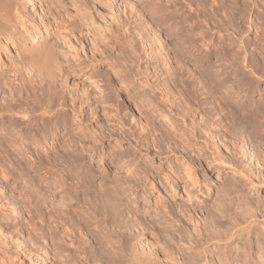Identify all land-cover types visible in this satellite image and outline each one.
<instances>
[{"label": "rangeland", "instance_id": "obj_1", "mask_svg": "<svg viewBox=\"0 0 264 264\" xmlns=\"http://www.w3.org/2000/svg\"><path fill=\"white\" fill-rule=\"evenodd\" d=\"M201 1L18 0L20 6L22 5L26 17L24 20V25H26L28 28L33 27L39 29L42 34L51 35L53 37L54 43H56V45L58 46L56 48L58 62L54 68L55 83L53 84H51L52 82H49V79L41 76V74L37 75L36 73H33L26 68H21L18 66L16 68H12L11 71L8 72L6 76L7 79H0V105L2 103V105L0 106V119L1 117H3V115L5 119H1L4 123H2V125L0 124V134H4L3 132H6V129L16 128L17 130L15 132H18L17 140H19L20 134H22L24 131L26 138L28 140L31 138L30 140H32V143L29 140L31 144L26 147H20V140L19 142L16 140V144L19 146L13 150L12 158L14 159V161L12 165L13 167H11L10 170V174L8 173L9 167L6 164V159L8 158H6L5 156H2V158H0V162L2 163L3 161L2 164L6 166V177H1L0 175V191H2L0 193L4 195L2 196L0 194L2 197L0 206H2L1 208H3H0V213H6V211L7 213H19V216L17 214L16 215L18 217V221H20L19 223L21 225H24L23 227H27L28 220H34L35 222L39 221L38 217H36V213H45L44 215L46 217V221H49L51 217H53L50 220L51 225L54 223H56L55 225H57L59 221L62 222L61 216L63 213H68V216H74L73 218L78 217L76 219V223H78L76 224V228L79 229L76 230L77 233H79L78 237H81L80 241L78 239L77 241L72 243L68 240H64L66 243L64 247H67L66 252H69V258L65 259L67 264H129V257L134 256L135 259L136 257L138 259L140 253H142V232L143 226L145 225L144 222H147V224L149 223L147 226V228L149 229V234L154 236L155 232V234L159 235L156 236L164 240L165 236L162 233V229L164 228L163 226L166 225L163 223H152L153 216H155L157 213H159L158 215H160L161 213L160 216H162L163 213V216L165 218H171L170 216L172 213H178V211L179 213H186L187 205L182 199H180V195H182L184 190V184H182V181L177 185L176 182L175 184H172L175 179L172 169L174 166L173 158L175 157V160L177 158L178 162H180V160H182L180 157L181 154L179 153L178 155L177 153L174 155V153L171 152H167V154H165V147L162 145L160 146V144L158 145L159 148H156L157 150L159 149V151L157 152L154 149V146H149V148L148 146L142 145L140 152L137 149V147L140 146V138L142 139L139 133H142L141 128L146 123L144 121L148 122V120L150 119L148 123H155L156 126L157 124L159 126L162 125L161 128L164 127L163 124L166 123L163 115L159 113L161 110L166 112V104L164 102H161L160 107L162 108L157 109L158 112H156L157 110L152 107V105L155 104V102L157 103L159 100L158 89L157 87L153 86L159 85L158 87H164L166 83V85L168 86L167 88H170L173 85V81L176 82L173 86H176V84L181 85L185 82H187L185 84H189L190 82H192V80V84L196 83L195 86H198V84L202 83L206 79L207 81L205 80L202 84H200V86L208 85L207 87L209 88L220 89L219 86L222 83L221 86H223L224 84L225 87H221V92H219V90L217 92L219 96L221 95V97L219 98V96H216L215 92L214 97H212V99L210 98L211 100H209L208 98L207 102L205 103L207 105H205V108H207L208 110L210 109L209 111L213 109V112H216L217 109L220 111L221 108L222 110H224L226 107L223 106H228L227 108L231 107V109H236L248 102L249 103L248 105L246 104L245 108H253L252 104L254 105L256 101L258 102V99L264 100V2L263 4L258 3L259 7L256 5V7L253 6L251 9L246 8L245 10L242 9L243 11H239V9H234L235 7L232 3V0H219V3L222 5V12L220 13L222 17V25H220V29L221 31L224 30L221 33L220 40L221 43H223H220L221 45L219 46V48L223 47L221 51L219 49L217 50V46L214 47L217 42L214 36H212V38H209L210 41L207 39L208 36L206 35V33H204L205 25L203 22V18L200 17V15L202 16V14H196L198 8L197 5H199V3L200 5H203V1L207 2L208 0ZM194 3L195 7H193ZM207 3H210V1H208ZM225 8L227 9L225 10ZM224 11L226 12L224 13ZM183 19H185L186 21ZM69 21L71 22V24H68ZM62 22H65L67 24L63 26L61 24ZM196 30H198V32ZM186 31L188 35L186 34ZM193 34L195 37L193 36ZM186 35L187 37L191 35V37H193V39H191L194 40V42H190L191 44H188L189 42L187 40H190V37L187 39ZM179 37L181 39L179 41L182 44H180V42L178 41ZM184 37L186 38L184 39ZM21 38L22 37H20V35L17 36L18 41H20ZM196 38L197 40L199 39L198 42ZM145 40H147L148 42L156 43V45L154 44L155 46L152 47L153 50L151 49L152 52H157V54H155L156 52L154 53L155 61L151 60V58H149V56L147 55L150 50L145 44ZM207 42L210 44L208 45ZM176 43L177 46H175ZM184 43L187 44L185 45ZM8 46L11 47V44H9ZM159 46H161L160 49L158 48ZM180 46H183L182 48L184 49L188 46L187 49H190H185L186 51H188V53L184 49L179 48ZM204 48L208 49L204 51ZM166 49L167 52H165ZM168 49H171L172 52ZM173 50L176 52H173ZM180 50H183L184 53ZM201 50H203L204 52ZM211 50L218 52H212ZM189 51H191L192 53H190ZM178 52L179 54H177ZM207 53L212 54L208 55ZM165 54L167 55L165 56ZM159 55H162L160 56L162 59L164 56V60H162L161 58L159 60ZM174 55H177L176 58ZM14 56L15 53L13 52V57ZM6 59L7 58L5 56H2L0 58V67L1 64L7 62ZM165 60L169 63H166ZM114 61L118 63L116 64ZM156 61L157 63L155 64ZM161 61L162 65L160 64ZM148 62L151 64H149ZM152 63H154L155 65H152ZM164 63H166L167 65L170 64L167 68L168 70L171 68H175L176 70L171 69L174 72H168V70L166 69L167 65H165ZM114 64L116 65L114 66ZM10 66L13 67L14 64H11ZM109 66H111L113 69H111ZM156 66H158L159 68L155 70ZM160 67H162V69L165 68L164 72L162 71V69H160ZM209 69L211 71L210 74L208 73ZM180 70H183L184 73L183 71L180 72ZM176 71L179 72L177 73L178 75L176 74V76L181 77V79L179 80H181L182 83L179 82L180 84H178L177 82L179 80L175 79L176 77L172 78L173 76H175L174 73ZM156 72H161V74H156ZM162 72L163 74L166 73L165 75H168H162ZM212 72L217 73L214 74ZM171 73H173L174 75L171 76ZM59 74L63 75V79L59 77ZM181 74H183V76ZM186 74H188L189 79L186 78L187 76L184 78ZM204 74L205 79H203L202 77V75L204 76ZM212 74L217 78V80L216 78L214 79V76H212ZM161 75L165 77L160 78L162 77ZM190 75H192L193 77L191 78ZM168 77L171 78L168 79ZM183 78L186 81H184ZM171 79L175 80L172 81ZM162 80H164V82ZM214 81H217V83H214ZM218 81L221 82L218 83ZM211 82L213 84H210V87L209 83ZM161 84L164 86H161ZM229 87L230 89H228ZM154 88L157 92H152ZM223 89L225 90V92L223 91ZM245 89L247 92L245 91ZM70 91H72V95L76 93L79 95V97L82 96L81 98L78 97L80 100L74 101L73 98L72 100L70 97L71 95L69 96V94H71ZM234 91L236 92L235 94ZM245 92L246 94L248 92L249 93L246 95ZM45 94L49 95L48 98L51 99V103L55 104V100L61 98V100H63H58L56 104L59 102H61L60 105H62L63 103L64 104L63 107L58 106V108L56 104L53 105L54 110H52V116H50L51 118L43 121L45 120L44 117L46 115L42 113L38 115L40 111L37 108L36 109L38 111H36L34 107L36 104L30 105V102L32 101L33 103H35V101L37 102V100L42 99L44 96H48ZM199 95V93H197V95H193L195 98L190 96L189 102L191 103V105L196 102L193 101L194 99L202 100V98H204V96L201 97V95ZM222 95L224 99L222 98ZM224 95L226 97H224ZM215 96L218 105H221V103H223L221 106L219 105L220 107H216L217 102H210L212 100H215L213 99L215 98ZM228 96H230L229 98L233 102L228 99ZM232 97H236L237 99L235 98V100ZM17 98L20 99L18 100ZM86 98L87 101L83 102V100H86ZM81 100L84 104L80 102ZM71 101H74L75 103ZM78 101L80 102V104L82 103V106L79 105ZM236 101L239 104H237ZM207 103L209 105L211 104V106H209ZM8 104L11 105L9 106ZM262 104H259V106H261ZM163 105L166 108L165 110L163 109ZM6 106L7 108H9L7 109ZM55 106L58 110L60 107L61 111L56 110ZM74 106H79L80 111L78 112L77 110H75L77 112L75 113L73 110L75 109ZM213 106L215 107L213 108ZM262 106L260 108H262ZM10 107H12L14 110L12 111ZM31 107L33 109H31ZM151 108L153 112L151 111ZM3 109H7V111L11 110L13 114L12 112L11 114L9 112H6L9 115L8 116L3 111ZM71 109L73 110V112ZM226 109L224 110V113L225 111L227 113L231 112V109ZM2 111L3 114L1 113ZM14 111H16L17 113ZM196 111L197 112L194 111L195 113L193 112L194 116H192L191 118L187 117L188 119L185 118V120L182 119L183 117L180 118L181 115L175 116L176 118L173 117L172 119L175 118L173 120L174 124H179L180 126L178 125L177 127L178 129H180L184 127L183 124L185 122L187 124H190L191 122H193L194 124L198 123L200 118L198 116H200V112H198V110ZM18 113L20 114L17 115ZM24 114L26 115V117ZM53 114H55L56 116ZM165 114L169 115L167 112ZM21 116H23V118L25 117V119L20 118ZM27 116L31 119L28 118V120ZM53 116L54 118H52ZM5 117L14 119L12 121V119L9 120ZM229 117H231V115ZM17 118L18 121L15 120ZM41 118L43 119L40 122ZM147 118L148 120H146ZM229 119H225L227 122H225V120L221 121L220 125L228 123ZM26 120L28 122L31 121L34 124L32 125L30 122V124L27 125ZM175 120L177 123L175 122ZM6 121L8 122L6 123ZM14 121H17V124L13 123ZM213 122L215 126L219 121L216 123L215 119H213L212 123ZM6 124L11 125H7L6 128V126H4ZM140 124H142L141 128H139ZM3 126L5 127V130ZM12 126H15V128ZM28 126L30 129H28ZM40 126L42 127L40 128ZM23 127H25V129ZM168 127V124H166L165 128ZM127 128L129 130H127ZM37 129H39L38 131H40V129L41 131L42 129H44V131H42L41 133V131L38 132ZM201 130L203 132L205 130L204 127L201 126ZM132 131L136 132L138 135L134 136L133 134L135 133ZM152 131L153 130L149 131V134L151 132V134L155 135V133ZM34 132H36L37 134H35ZM234 132L235 131H233L232 129L233 134ZM198 133L199 131L197 132V135L201 134ZM210 133L212 136L217 137L213 138V141H215L214 143H216L218 139L217 133L214 132V130L212 132L210 131ZM149 134V137L147 136L148 141L150 140L151 136H153ZM233 134L231 135V133L229 132L226 134L227 136H229H225L227 139L225 138V142H223L224 147H222L223 144L221 145L220 141H217L216 143V146L219 147V153L221 152L220 154H222L223 158H227L226 162H228L230 166L232 165L231 167L228 166L227 168L224 166H219L216 168H211L205 163V161L201 163V161L199 160L201 164L196 165L197 169L192 168L194 169V175L192 177L197 180L199 186L197 187L198 189H196L195 186L193 188L195 191L192 190L193 192H191L193 193V206L191 209L193 211H190V213H195L197 219L194 218V221L192 223H195H190L189 228H194L196 230L199 229V227H202L203 218L206 217L205 219L208 220L209 227L211 226V233L217 239L226 238V240H224L226 244L224 252L221 254L216 253V258L225 255L227 258H229V260L234 261L236 264H256L258 248L256 245L250 244L247 238L248 235H250L251 237L257 235V237L261 241V245H263L264 247V186H262L264 185V159H256L255 157H253L251 148H249L250 146H248L249 143H247L246 140L243 139L244 141L242 142L244 144L239 143V145H242L239 146L241 147V150L239 149L241 152L239 151V154L237 153L236 158L238 159L232 161V159L229 158L228 160V155L232 151V147H235V138ZM136 136H138L137 139ZM232 136L234 139L232 138ZM151 139L156 143L155 146L157 147V138L155 139V137H152ZM134 141L136 142L137 146ZM218 142H220V144ZM158 143L161 142L158 141ZM196 144L197 146H199L201 143L199 142ZM160 147L164 150H161ZM143 149H148V152H146L145 150L143 151ZM161 151H164V153L161 154ZM144 152L147 154H144ZM190 153L192 155H195L193 149H191ZM165 157H169L170 160L166 161ZM143 161H145L146 164L149 163L153 166L145 169V162ZM168 163H171L169 164L170 166L168 165ZM159 166H161V168H159ZM130 167L133 170H131ZM12 168L14 171L12 170ZM158 168L160 170H158ZM146 170L148 171L147 175ZM154 173L156 174V176ZM244 176L247 177V180ZM249 177H251V181L255 183L250 182L248 179ZM168 181L169 183H171L170 185L168 184ZM244 181H246V183ZM102 184L107 185L104 186ZM109 184H112L111 186L114 188L109 187ZM101 186L104 187L102 188ZM107 186L112 189L111 192L118 193L117 196L115 195V193V196L113 195L114 201L116 199L117 200L115 203H113L114 208H116L112 211L108 209L109 204H105L108 201L106 194H103V192L104 188ZM169 186H171V188ZM100 188L101 190H103V192L100 191ZM101 194H103L104 196ZM63 195L67 196L71 200L68 199L64 201V199L62 198ZM72 200L74 201V203H72ZM70 205L74 206L70 207ZM190 207L191 206H189V208ZM169 208H171V210L173 211L171 212ZM174 208L178 210L174 211ZM34 216L36 219L34 218ZM49 216L50 219L48 218ZM52 220H55L56 222L53 221V223ZM196 220L198 223L196 222ZM2 221L8 224L5 219ZM68 223L69 221L64 219V227H61L60 225L58 226L59 232H61V230L65 228V225H67L68 227ZM250 225L252 226L251 228ZM40 226L43 229H46L48 226H50V223L41 224ZM10 229L11 228L7 229L5 232H11ZM8 232L6 236L10 238ZM124 235L125 239H122V237L124 238ZM86 238L90 241V245H88L89 247L87 249H84V242L82 239ZM118 241L120 243H118ZM111 242L113 248H116V251H113L109 248V246L111 247ZM89 243L87 241V244ZM118 244H120V246ZM141 246L142 248L140 249ZM72 247H74L75 250H72ZM121 248H123L122 251ZM106 251L110 252L108 253ZM107 253L109 254L108 256ZM112 260H114L115 262H113ZM66 262H64L63 264H66ZM25 264H29V262L26 261ZM33 264L38 263L34 261Z\"/></svg>", "mask_w": 264, "mask_h": 264}, {"label": "bare ground", "instance_id": "obj_2", "mask_svg": "<svg viewBox=\"0 0 264 264\" xmlns=\"http://www.w3.org/2000/svg\"><path fill=\"white\" fill-rule=\"evenodd\" d=\"M197 1H201V0H197ZM208 1H210V3H207ZM207 2L206 1H203L204 3H203V5H200V3H199V5H197V11H196V14H202V16L200 15V17H202L203 18V22H204V25H205V32L204 33H206V35L208 36V40H209V38H212V36H214L215 38H216V40H217V42H216V44L214 45V43H213V45H214V47L215 46H217V50L219 49V50H221L223 47H221V48H219V46L223 43H221V33H222V31H224V30H222L221 31V27H220V25H222L221 24V22H222V17H221V15H220V13L222 12V5L219 3V0H208ZM221 1V0H220ZM233 1V2H232ZM231 2L234 4V9H239V11L241 10V11H243V10H245L246 8L248 9H251L253 6H255L256 7V5L258 6L259 4L258 3H260V4H263V2H264V0H232ZM202 2V1H201ZM227 3V2H226ZM231 3V4H232ZM229 6V5H228ZM24 7V6H23ZM193 7H195V3H194V6ZM227 7V6H226ZM259 7V6H258ZM264 7V6H263ZM223 8H224V6H223ZM229 8V7H228ZM191 9V8H190ZM227 8H225V10H226ZM233 9V8H232ZM231 9V10H232ZM243 9V10H242ZM154 10V9H153ZM152 10V11H153ZM195 10H196V8H195ZM229 10V9H228ZM192 11V10H191ZM230 11V10H229ZM246 11H248V10H246ZM250 11V10H249ZM226 11H224V13H225ZM255 12V11H254ZM230 13V12H229ZM227 14V13H226ZM258 14H260V13H258ZM236 15V14H235ZM186 16V15H185ZM244 16V15H243ZM195 17V16H194ZM226 17V16H225ZM228 17V16H227ZM237 17V16H236ZM240 17V16H239ZM252 17V16H251ZM25 13H24V11H23V8H22V5L20 6V4L18 3V0H0V58L2 57V56H5L7 59V62L6 63H3V64H1V69H0V79H4V78H6V76H7V74H8V72H10L11 71V69L12 68H16L17 66L18 67H21V68H26V69H28L29 71H32L33 73H36L37 75H40L41 74V76H44V77H46L47 79H49L48 81L51 83V84H53V83H55V72H54V68H55V66L57 65V62H58V55H57V52H56V48L58 47L57 45H56V43H54V40H53V37L51 36V35H44V34H42L40 31H39V29H36V28H28L26 25H24L25 23H24V20H25ZM191 18V17H190ZM196 18H198V17H196ZM245 18H247V17H245ZM258 18V17H257ZM262 19H263V17H262ZM261 19V20H262ZM183 20H185V19H183ZM228 20V19H227ZM243 20V19H242ZM245 20V19H244ZM258 20V19H257ZM186 21V20H185ZM226 21V20H225ZM247 21H248V19H247ZM252 21V20H251ZM263 21V20H262ZM230 22V21H229ZM256 22V21H255ZM251 23V22H250ZM63 26H65L67 23H65V22H62L61 23ZM68 24H71V22L69 21V23ZM248 24V23H247ZM258 24H259V22H258ZM73 25V24H72ZM233 25V24H232ZM252 25H254V24H252ZM256 25V24H255ZM261 25H263V24H261ZM74 26V25H73ZM188 26H189V24H188ZM199 26V25H198ZM226 26V25H225ZM224 26V27H225ZM228 27V26H227ZM257 27V26H256ZM255 27V28H256ZM259 27V26H258ZM124 28V27H123ZM183 28V27H182ZM197 28V27H196ZM126 29V28H125ZM186 29V28H185ZM192 29H194V28H192ZM45 30H47V29H45ZM190 30V29H189ZM191 31V30H190ZM197 32H198V30H196ZM195 31V32H196ZM201 31V30H200ZM125 32V31H124ZM173 32V31H172ZM175 32H177V31H175ZM203 32H201V33H203ZM171 34H173V33H171ZM176 34V33H175ZM186 34L188 35V33H187V31H186ZM18 35H20V37H22L21 38V40L20 41H18L17 40V36ZM184 35V34H183ZM182 35V36H183ZM187 35H186V37H187ZM205 35V34H204ZM185 36V35H184ZM193 36H194V34H193ZM197 36H199V35H197ZM206 36V37H207ZM181 37V36H180ZM180 37H179V39H178V41L179 40H181L180 39ZM186 37H184V39L186 38ZM190 37V38H189ZM189 37H187V39L189 38L190 40H187L189 43L188 44H191L192 42H194V40H192L193 39V37H191V35H189ZM195 37V36H194ZM201 37V36H200ZM223 37V36H222ZM142 38V37H141ZM183 38V37H182ZM192 38V39H191ZM144 39V38H143ZM142 39V40H143ZM156 39V38H155ZM195 39V38H194ZM196 40H197V38H196ZM195 40V41H196ZM199 40V39H198ZM198 40H197V42H198ZM224 40V39H223ZM144 41V40H143ZM157 41H158V39H157ZM182 41H184V40H182ZM200 41H202V40H200ZM210 41V40H209ZM162 42V41H161ZM180 42V41H179ZM184 42H186V41H184ZM191 42V43H190ZM208 43V42H207ZM206 43V44H207ZM221 43V44H220ZM9 44H11V47H9L8 45ZM145 44L148 46V48H149V52L147 53V55L149 56V58H151V60H153V61H155V54H157V52L155 53V52H152V47L153 46H155L156 45V43H154V42H148L147 40H145ZM155 44V45H154ZM158 44V43H157ZM180 44H182L181 42H180ZM185 44V43H184ZM187 44V43H186ZM185 44V45H186ZM194 44V43H193ZM200 44V43H199ZM210 43H208V45H209ZM160 45V44H159ZM158 46V45H157ZM175 46H177V43L175 44ZM184 46V45H183ZM182 46V47H183ZM207 46V45H206ZM205 46V47H206ZM181 46L179 47V48H181V49H184V48H182ZM185 47V46H184ZM188 47V46H187ZM187 47L185 48V49H187ZM191 47V46H190ZM240 47V46H239ZM159 49L161 48V46H159L158 47ZM157 48V49H158ZM177 48V47H176ZM178 48V49H179ZM152 49V50H151ZM154 49H155V47H154ZM156 49V50H157ZM158 49V50H159ZM162 49H163V47H162ZM165 49V48H164ZM184 49V50H185ZM188 49H190V48H188ZM187 49V50H188ZM208 48H204V51H206ZM213 49V48H212ZM169 50V49H168ZM171 50V49H170ZM169 50V51H170ZM176 50V49H175ZM224 50V49H223ZM237 50V49H236ZM165 51V50H164ZM181 51V50H180ZM186 51V50H185ZM201 51H203V50H201ZM203 51V52H204ZM209 51V50H208ZM212 51V50H211ZM214 51V50H213ZM212 51V52H213ZM222 51V50H221ZM220 51V52H221ZM225 51H226V49H225ZM13 52L15 53V56L13 57ZM160 52H161V50H160ZM165 52H167V49H166V51ZM171 52H172V50H171ZM173 52H176V51H174L173 50ZM181 52H183V50L181 51ZM187 53H188V51H186ZM190 53H192L191 51H189ZM214 52H218V51H214ZM155 53V54H154ZM159 53V52H158ZM164 53V52H163ZM169 53V52H168ZM167 53V54H168ZM184 53V52H183ZM183 53H182V55H183ZM206 53V52H205ZM167 54H165V56L167 55ZM174 54V53H173ZM177 54H179V52L177 53ZM199 54V53H198ZM197 54V55H198ZM204 54V53H203ZM208 54V53H207ZM210 54V53H209ZM208 54V55H209ZM212 54V53H211ZM210 54V55H211ZM218 54H220V53H218ZM185 55H186V53H185ZM193 55H194V53H193ZM158 56V55H157ZM160 56H162V55H159V60H160ZM175 56V58H176V56L177 55H174ZM200 56H201V54H200ZM205 56V55H204ZM203 57V56H202ZM208 57V56H207ZM211 57V56H210ZM148 58V59H149ZM174 58V57H173ZM147 59V60H148ZM157 59V58H156ZM162 59V58H161ZM167 59V58H166ZM169 59H171V58H169ZM203 59V58H202ZM112 60V59H111ZM150 60V61H151ZM162 60H164V56H163V59ZM178 60V59H177ZM197 60V59H196ZM205 61V60H204ZM206 61H207V59H206ZM115 62V61H114ZM160 62V61H159ZM164 62V61H163ZM165 62H166V60H165ZM112 63V62H111ZM116 64L118 63V62H115ZM149 63V62H148ZM157 63V61L155 62V64ZM166 63H169V62H166ZM166 63H164L165 65H167ZM179 63H180V61H179ZM208 63V62H207ZM11 64H14V66L12 67V66H10ZM116 64H114V66L116 65ZM149 64H151V63H149ZM154 63H152V65H155ZM161 65H162V61H161V63H160ZM120 65V64H119ZM151 65V66H152ZM158 65V64H157ZM170 65V64H169ZM169 65H167V67H166V69L168 68V66ZM179 65V64H178ZM111 69H113L111 66H109ZM118 67V66H117ZM154 67V66H153ZM157 67V68H156ZM155 67V70L156 69H158L159 67L158 66H156ZM181 67H182V65H181ZM250 67V66H249ZM170 68V67H169ZM154 69V68H153ZM160 69H162V67H160ZM165 69V68H164ZM164 69H162V71L164 72ZM171 69H174V70H176L175 68H171ZM171 69H167L168 70V72L169 71H172ZM182 69V68H181ZM184 69V68H183ZM154 70V71H155ZM192 70V69H191ZM158 71V70H157ZM160 71V70H159ZM179 71V70H178ZM178 71H176L174 74H175V76H173L174 74L173 73H171V76H173L172 78H174V77H176L175 79H181V77H179V76H176V74L177 73H179ZM181 71H183V70H180V72ZM200 71V70H199ZM209 71H210V69H209ZM208 71V73L210 74L211 73V71L209 72ZM212 71H213V69H212ZM218 71V70H217ZM63 72H65V71H63ZM163 72H162V75H165L166 73H164L163 74ZM165 72H167V71H165ZM172 72H174V71H172ZM207 72V71H206ZM158 73H160L161 74V72H156V74H158ZM183 73H184V71H183ZM207 73V74H208ZM212 73H214V72H212ZM217 72H215L214 74H216ZM64 74V73H63ZM154 74V73H153ZM156 74H155V76H156ZM159 74V75H160ZM190 74V73H189ZM208 74V75H209ZM218 74H220V73H218ZM161 75V76H162ZM168 75V74H167ZM167 75H165V76H167ZM178 75V74H177ZM182 76H183V74H181ZM207 75V76H208ZM63 75H60L59 74V77H61L62 79H63V77H62ZM165 76H162V77H160V78H163V77H165ZM187 76V77H186ZM212 76H214L213 74H212ZM217 76H219V75H217ZM179 77V78H178ZM188 78V74H186L185 76H184V78ZM190 77L192 78L193 76L192 75H190ZM195 77V76H194ZM201 77V76H200ZM202 77H203V79H205V74H204V76L202 75ZM159 78V79H160ZM171 78V77H170ZM169 77H168V79H170ZM183 78V80L184 81H186L185 79ZM207 78V77H206ZM209 78H211V77H209ZM213 78V77H212ZM216 77L214 76V79H215ZM7 79V78H6ZM92 79V78H91ZM175 79H173V80H175ZM189 79V78H188ZM188 79H187V81H188ZM202 79V80H203ZM220 79V78H219ZM13 80V79H12ZM147 80V79H146ZM172 80V79H171ZM172 80V81H173ZM196 80V79H195ZM198 80V79H197ZM206 80V79H205ZM204 80V81H205ZM216 80H217V78H216ZM59 81H60V79H59ZM158 81V80H157ZM161 81V80H160ZM163 82H164V80H162ZM177 81V80H176ZM203 81V82H204ZM207 81V80H206ZM11 82V81H10ZM10 82H8V83H10ZM13 82V81H12ZM166 82V81H165ZM178 82V84H180V83H182L181 82V80H179V81H177ZM180 82V83H179ZM192 82H193V80H192ZM192 82H190L189 84H185V83H187V82H185L184 84H181V85H177L176 84V86H173L176 82H174L173 81V85L170 87V88H167L168 86L166 85V83H165V86L164 85H162L161 84V86H164V87H158L157 85L156 86H153V87H157V89H158V93H159V95H158V98H159V100H158V102L156 103L155 102V104H153L154 103V101H153V105H152V107L154 108V109H160V108H162V107H160V105H161V102H164L165 104H166V106H167V109L164 107V105H163V109L169 114V115H167V114H165L166 112H164V111H160L159 113L160 114H162L163 115V118H164V120L166 121V123L165 124H163L164 125V127H162L161 128V126L162 125H158L157 124V126L155 125V123L154 124H150V123H148L149 122V120H148V118L146 119V120H148V122L147 121H144V122H146L144 125H143V127L141 128V125L142 124H140V126H139V128H141L142 130V133H139L140 135H141V137H142V139L140 138V141H139V144H140V146L139 147H137V149H138V151L140 152L141 151V148H142V145H144V146H154V147H151V148H154L155 150H156V152L157 151H159V149L157 150L156 148H159L158 147V145L160 144V146L162 145V146H164L165 148V150L164 149H161V147H160V149L161 150H164L166 153L165 154H167V152H171V153H174V155L175 154H177L178 153V155H179V153L181 154L180 155V157H181V159L182 160H180V162H178V159L176 158V160H175V157L173 158L174 159V166H173V173H174V181H173V183L172 184H175V182H176V185L177 184H180L181 183V181L183 182L182 184H184V190H183V193H182V195H180V199H182L183 201H184V203L187 205V208H186V213H179V211H178V213H170L171 214V218H165L164 216H163V213H162V216H160L161 215V213H160V215H158L159 213H157L155 216H153V218H152V223H163V224H165L166 226H163L161 229H162V233L164 234V236H165V239L163 240V239H161L160 237H158L159 235L158 234H155V232H154V236L153 235H151V234H149L148 233V231H149V229L147 228V226H148V224H147V222H144V226H143V232H142V239H143V243H142V246H143V249L141 250L142 251V253H140V255H139V258L137 259V257H136V259L134 258V256H132V257H129V260H130V263L129 264H236L234 261H232V260H229V258H227L225 255H223L222 257H218V258H216L215 257V254L217 253H223L224 252V249H225V247H226V244H225V241L224 240H226V238L225 239H217L211 232H212V230L210 229L211 228V226L209 227V222H208V220L207 219H205V218H203V220H202V227H199V229H191V228H189V225H190V223H192L193 221H194V218H196L197 219V217L195 216V213H190V211L192 212L193 210H191L192 209V206H193V204H192V198H193V193H191V192H193L192 190H194L193 188L196 186V189H198L197 187L199 186L198 185V182H197V180L194 178V177H192L194 174H193V170L194 169H192V168H196V165H199V164H201L202 162H204L205 161V163L209 166V167H213V168H216V167H219V166H224V167H227L228 168V166H230L229 165V163L228 162H226V160H227V158L225 159V158H223V156H222V154H220L219 153V151H218V148L219 147H217L216 146V143H217V141H220L221 142V145L223 144V142H225V138L226 137H228L226 134L229 132V133H231V135L233 134L232 133V129H233V131H235L234 132V138H235V147H232V151L229 153V157H228V160H229V158L230 159H232V161L233 160H235V159H238V158H236L237 157V153L241 150L240 148L241 147H239L240 145H242V144H240L239 145V143H243L242 141H244L243 139H245L246 140V142L247 143H249V145L248 144H246V145H248V146H250L249 148H251V151H252V156L253 157H255L256 159H258V158H260V159H264V100H261V99H258V102L256 103H254V105L252 104V106H253V108H251L250 106V108H245V106H246V104L248 105V103H246L245 105L243 104V105H239L240 107H238V108H236V109H231V107L230 108H227L228 106H223V107H226L225 109L226 110H228V109H231V112H226L225 111V113H224V110H222V108H221V110L223 111H219L218 109L216 110V112H213V109H211V111H209L207 108H205V103L207 102V99L209 98V100H211L212 99V97H214V94H215V92H216V96H219L218 95V90H219V92H221V90H222V88L221 87H223L224 86V84H223V86H221V84H220V89H217V88H215V89H212V88H209V87H207L206 85L205 86H203V85H201L200 86V84H202V83H200V84H198V86H200V87H198L197 85V87L195 86V84H192ZM200 82V81H199ZM209 82V81H208ZM217 83V81H214V83ZM221 82V81H220ZM219 81H218V83H220ZM14 83V82H13ZM148 83V82H147ZM162 83V82H161ZM198 83V82H197ZM205 83H207V82H205ZM204 83V84H205ZM153 84V83H152ZM151 84V85H152ZM157 84V83H156ZM190 84H192V85H194V86H192V85H190ZM210 84H213L212 82L211 83H209V85ZM6 85V84H5ZM9 85H11V84H9ZM216 85V84H215ZM214 85V86H215ZM169 86H170V84H169ZM213 86V85H212ZM241 86V85H240ZM1 87V86H0ZM8 87V86H7ZM12 87V86H11ZM135 87V86H134ZM153 87H152V89H153ZM210 87H211V85H210ZM218 87V88H219ZM225 87V86H224ZM223 87V88H224ZM226 87H228V86H226ZM239 87V86H238ZM251 87V86H250ZM144 88V87H143ZM245 88H246V85H245ZM2 89V88H1ZM151 89V90H152ZM228 89H230V87L228 88ZM240 89V88H239ZM251 89V88H250ZM7 90H8V88H7ZM138 90H139V88H138ZM248 90H249V87H248ZM253 90V89H252ZM73 91V90H72ZM72 91H70L71 92V94H69V96L71 97V99L73 98L74 99V101H77V100H80L79 98H81L82 96H80L79 97V95L78 94H76V93H74L73 95H72ZM153 91H156V89L154 88V90H152V92ZM223 91L225 92V90L223 89ZM222 91V92H223ZM227 91V90H226ZM229 91V90H228ZM242 91V90H241ZM245 91H246V89H245ZM146 92V91H145ZM157 92V91H156ZM223 92V93H224ZM247 92V91H246ZM246 92H245V94H246ZM264 92V91H263ZM2 93V92H1ZM197 93H199L200 95H201V97L202 96H204V98H202V100H196V99H192L193 101H196V102H194L192 105H191V103L189 102V99H190V96L191 97H194L193 95H197ZM232 93H233V91H232ZM236 92L234 91V94H235ZM249 93V92H248ZM247 93V94H248ZM139 94V93H138ZM246 94V95H247ZM15 95V94H14ZM45 95H48V94H45ZM199 95V96H200ZM229 95V94H228ZM244 95V94H243ZM60 96V95H59ZM73 96V97H72ZM143 96V95H142ZM160 96V97H159ZM206 96V97H205ZM216 96H215V98H213V99H215V100H212V101H210V102H213V101H215V102H217L216 101ZM20 97V96H19ZM22 97V96H21ZM49 97V95L48 96H44L42 99H39V100H37V102L35 101V103H33L32 101L30 102L31 104L30 105H35L34 107H35V109L37 108L40 112H39V114L38 115H40V113H42V114H44V115H46L44 118H45V120H43V121H46V119L48 120V118H51L50 116H52L51 114H52V110H54V108H53V105H55L56 104V102L58 101V100H60V101H62L61 100V98L60 99H57V100H55L56 102H54L55 104H53V103H51V99L50 98H48ZM79 97V98H78ZM200 97V98H201ZM221 97V95L219 96V98ZM224 97H226L225 95H224ZM230 96H228V99L229 100H231L230 98H229ZM243 97V96H242ZM241 97V98H242ZM34 98V97H33ZM148 98V97H147ZM195 98V97H194ZM198 98V97H197ZM199 98V99H200ZM211 98V99H210ZM219 98H218V100H219ZM222 98H223V95H222ZM232 98H234V97H232ZM236 98V97H235ZM234 98V99H235ZM261 98V97H260ZM7 99H8V97H7ZM12 99V98H11ZM18 99V98H17ZM20 99V98H19ZM18 99V100H19ZM25 99V98H24ZM72 99V100H73ZM88 99H89V97H88ZM143 99V98H142ZM224 99V98H223ZM227 99V98H226ZM237 99V98H236ZM235 99V100H236ZM14 100V99H13ZM54 100V99H53ZM145 100H148V99H145ZM177 100H179V101H177ZM221 100V99H220ZM240 100V99H239ZM242 100V99H241ZM248 100V99H247ZM246 100V101H247ZM16 101V100H15ZM74 101H71V102H74ZM85 101H87V98H86V100H83V102H85ZM143 101V100H142ZM152 101V100H151ZM156 101V100H155ZM180 101H182V102H180ZM225 101V100H224ZM228 101V100H227ZM232 101V100H231ZM263 101V102H262ZM64 102V101H63ZM80 102H82V100L80 101ZM80 102L78 101V103H79V105L80 106H82L81 104L83 103H81L80 104ZM146 102V101H145ZM148 102V101H147ZM210 102H208V103H210ZM220 102V101H219ZM222 102V101H221ZM233 102V101H232ZM237 102V101H236ZM251 102V101H250ZM13 103V102H12ZM11 103V104H12ZM19 103V102H18ZM23 103V102H22ZM33 103V104H32ZM60 103L61 102H59V103H57L56 104V106H57V108H58V106H62L63 107V104L62 105H60ZM75 103V102H74ZM90 103V102H89ZM88 103V104H89ZM181 103V104H180ZM207 103V104H208ZM214 103V102H213ZM253 103V102H252ZM263 103V104H262ZM4 104V103H3ZM11 104H8L9 106L11 105ZM51 104H52V108H51ZM72 104V103H71ZM84 104V103H83ZM223 103H221V105H222ZM227 104H230V103H227ZM237 104H239L238 102H237ZM259 104H262L261 106H262V108H260L261 106H259ZM1 105H2V103H1ZM0 105V106H1ZM7 105V106H8ZM13 105V104H12ZM20 105V104H19ZM22 105V104H21ZM25 105V104H24ZM74 105V104H73ZM78 105V104H77ZM209 105V104H208ZM214 105V104H213ZM217 106L216 107H220L219 105H218V102H217V104H216ZM7 106H6V108H7ZM14 106V105H13ZM56 106H55V108H56ZM207 106V105H206ZM209 106H211V104L209 105ZM26 107V106H25ZM25 107H24V109H25ZM33 107V106H32ZM31 107V109H33ZM73 107V106H72ZM75 107V109H73L74 110V112L75 113H77L75 110H77L78 112L80 111V109H79V106H74ZM215 106H213V108H214ZM1 108V107H0ZM9 108V107H8ZM7 108V109H8ZM11 109H12V111L14 110L12 107H10ZM18 108H21V107H18ZM17 108V109H18ZM27 108V107H26ZM56 108V110H58ZM210 108V107H209ZM212 108V107H211ZM233 108V107H232ZM7 109L6 110H4L3 109V111L6 113H10L11 114V110L9 111H7ZM29 109V108H28ZM30 109V110H31ZM34 109V110H35ZM36 109V111H38ZM61 108L59 107V110L58 111H61L60 110ZM71 109V110H72ZM206 109V110H205ZM1 110V109H0ZM33 110V111H34ZM73 110H72V112H73ZM196 110H198V112H200V116H198V117H200L199 118V122L198 123H193V122H191L190 124H187L186 122V125H185V123L183 124L184 125V127H182V128H180V129H178V125H175L174 124V119L176 118L175 116H178V115H181V117L180 118H182L183 120H185V118H187V117H192V116H194L193 115V112L195 111V112H197ZM214 110V111H215ZM3 111L1 112L2 114H3ZM18 111V110H17ZM28 111V110H27ZM32 111V112H33ZM151 111H152V108H151ZM14 112H16V111H14ZM29 112V111H28ZM27 112V113H28ZM81 112H82V110H81ZM153 112V111H152ZM156 112H158V110L156 111ZM194 112V113H195ZM220 112V113H219ZM4 113V114H5ZM6 113V114H7ZM17 113V112H16ZM22 113H23V111H22ZM26 113V114H27ZM35 113V112H34ZM38 113V112H37ZM56 113H58V112H56ZM140 113V112H139ZM155 113V112H154ZM5 114V115H6ZM12 114H13V112H12ZM20 113H18L17 115H19ZM41 114V115H42ZM159 114V115H160ZM218 114H219V117H218ZM8 115V114H7ZM16 115V116H17ZM25 115V114H24ZM23 115V116H24ZM53 115H55V114H53ZM112 115V114H111ZM140 115V114H139ZM231 115V117H229ZM9 116V115H8ZM13 116V115H12ZM11 116V117H12ZM23 116H21L20 118H22V119H25V117H26V115H25V117L23 118ZM28 116H30V115H28ZM27 116V119L28 118H30V117H28ZM56 116V115H55ZM145 116V115H144ZM143 116V117H144ZM158 116V115H157ZM217 118H216V117ZM32 117V116H31ZM42 117V116H41ZM47 117V118H46ZM162 117V116H161ZM173 117H175L174 119H172ZM4 119V115H3V117H1V119ZM5 118H7V117H5ZM33 118V117H32ZM52 118H54V116L52 117ZM150 118V117H149ZM178 118V117H177ZM226 118H230L229 119V121H228V123H226V124H222V125H220V123H221V121H224ZM0 119V124L2 125V123H4L3 122V120H1ZM7 119H9V118H7ZM10 119H12V121H13V119L14 118H10ZM9 119V120H10ZM21 119V120H22ZM31 119V118H30ZM43 118H41L40 119V122H41V120H42ZM188 119V118H187ZM213 119H215V122L217 123L218 121V124L217 125H215L214 126V122L212 123V121H213ZM5 120V119H4ZM8 120V121H9ZM15 120H17L18 121V118L17 119H15ZM29 120V119H28ZM34 120V119H33ZM50 120V119H49ZM126 120H128V119H126ZM133 120V119H132ZM158 120V119H157ZM217 120V121H216ZM231 120V121H230ZM8 121H6V123L8 122ZM16 121V122H17ZM19 121H20V119H19ZM27 121V120H26ZM35 121H37V120H35ZM42 121V122H43ZM52 121V120H51ZM125 121V120H124ZM131 121V120H130ZM163 121V120H162ZM161 121V122H162ZM15 121L13 122V123H15V124H17ZM31 122V121H30ZM30 122H28L27 121V125H29L30 124ZM34 122V121H33ZM40 122H38V123H40ZM48 122V121H47ZM126 122V121H125ZM133 122V121H132ZM151 122V121H150ZM175 122H176V120H175ZM182 122V121H181ZM225 122H227L226 120H225ZM224 122V123H225ZM19 123V122H18ZM120 123V122H119ZM142 123V122H141ZM153 123V122H152ZM177 123V122H176ZM223 123V122H222ZM24 124V123H23ZM31 124L33 125L34 123H32L31 122ZM130 124H131V122H130ZM160 124V123H159ZM166 124H168V128H165V125ZM7 125H11V124H6V125H4V126H6V128H7ZM20 125V124H19ZM18 125V126H19ZM27 125H26V127H27ZM36 125V124H35ZM182 125V124H181ZM3 126V127H4ZM17 126V127H18ZM37 126H38V124H37ZM180 126V125H179ZM201 126L202 127H204V131L202 132V130H203V128H202V130H201ZM12 127H14L15 128V126H12ZM11 127V128H12ZM31 127V126H30ZM42 126H40V128H41ZM49 127V126H48ZM167 127V126H166ZM177 127V128H176ZM1 128V127H0ZM24 129H25V127H23ZM22 128V129H23ZM35 128H37V127H35ZM46 128V127H45ZM44 128V129H45ZM124 128V127H123ZM138 128V127H137ZM232 128V129H231ZM10 129V128H9ZM6 129V132H3L4 134H0V158H2V156H5L6 158H8V159H6L7 161H6V164L8 165V167H9V170H8V173L10 174V170H11V167H13L12 165H13V161H14V159L12 158V154H13V150L14 149H16L19 145H20V147L22 146V147H26V146H28L29 144H31L32 143V140H30L31 141V143L29 142V140L26 138V135H25V131L22 133V134H20V138H19V140H20V144L19 145H17L16 143V140L18 139L17 138V133L18 132H15L17 129L15 128V129ZM28 129H30L29 128V126H28ZM28 129H27V131H28ZM44 129H42V131H44ZM48 129V128H47ZM125 129H126V127H125ZM4 130H5V127H4ZM14 130V131H13ZM39 129H37V131H38ZM113 130V129H112ZM123 130V129H122ZM127 130H129L128 128H127ZM151 130H153L152 132H154L155 133V135H153V134H151V132H150V134L151 135H153V136H151V138L152 137H155V139L157 138V140L158 141H160L161 143H158V141H157V147L155 146V142L150 138V140L148 141L147 140V138L149 137L148 136V134H149V131H151ZM214 130V132H216L217 133V135H218V139H217V141H216V143H214L215 141H213V138H217V137H214V136H212L211 135V133H210V131L212 132ZM3 131V130H2ZM40 131H41V129H40ZM40 131H38V132H40ZM42 131H41V133H42ZM105 131V130H104ZM125 131V130H124ZM123 131V132H124ZM199 131V133H201V134H199V135H197V132ZM201 131V132H200ZM21 132V131H20ZM19 132V133H20ZM106 132V131H105ZM129 132H131V131H129ZM132 132H134V131H132ZM29 133V132H28ZM35 134H37L36 132H34ZM44 133V132H43ZM45 133H46V130H45ZM127 133V132H126ZM135 134H133L134 136L135 135H138L136 132H134ZM208 133V134H207ZM115 134V133H114ZM130 134V133H129ZM149 134V135H150ZM29 135V134H28ZM46 135V134H45ZM116 135H118V134H116ZM140 135H139V137H140ZM230 135V136H231ZM32 136V135H31ZM34 136V135H33ZM40 136V135H39ZM104 136V135H103ZM132 136V135H131ZM134 136H133V139H134ZM148 136V137H147ZM226 136V137H225ZM22 137V138H21ZM137 137L138 136H136V139H137ZM159 137V138H158ZM29 138V137H28ZM104 138V137H103ZM120 138V137H119ZM124 138V137H123ZM232 138H233V136H232ZM233 138V139H234ZM75 139V138H74ZM129 139V138H128ZM135 139V140H136ZM154 139V138H153ZM200 139V140H199ZM201 139H202V141H201ZM224 139V140H223ZM227 139V138H226ZM19 140H17L18 142H19ZM145 140V141H144ZM35 141V140H34ZM156 141V140H155ZM113 142V141H112ZM135 142V141H134ZM201 143L199 146H197V144L196 143ZM220 142H218L219 144H220ZM91 143H92V141H91ZM133 144V143H132ZM135 144H136V142H135ZM226 144H227V141H226ZM244 144V143H243ZM34 145V144H33ZM96 145V144H95ZM202 145V146H201ZM136 146H137V144H136ZM219 146V145H218ZM147 147V148H148ZM222 147H224V144H223V146ZM150 148V147H149ZM221 148V147H220ZM26 149V148H25ZM191 149H193L194 150V154L195 155H192L190 152H191ZM240 149V150H239ZM22 150V149H21ZM145 149H143V151H144ZM148 150V149H147ZM147 150H145L146 152H148ZM152 150V149H151ZM154 150V151H155ZM221 150V149H220ZM142 151V152H143ZM149 151H150V149H149ZM164 151H161L160 153L162 154V153H164ZM20 152V151H19ZM130 152V151H129ZM128 152V153H129ZM241 152V151H240ZM79 154V153H78ZM133 154V153H132ZM144 154H147V153H145L144 152ZM156 154V153H155ZM170 154V153H169ZM239 154V153H238ZM17 155H18V153H17ZM81 155V154H80ZM123 155V154H122ZM141 155V154H140ZM149 155V154H148ZM221 155V156H220ZM20 156V155H19ZM145 156V155H144ZM162 156H164V155H162ZM165 156H167V155H165ZM79 157V156H78ZM124 157V156H123ZM126 157H127V155H126ZM125 157V158H126ZM130 157V156H129ZM138 157V156H137ZM226 157V156H225ZM132 158V157H131ZM120 159V158H119ZM142 159V158H141ZM165 159H166V161H169L170 159H169V157L167 158V157H165ZM124 160V159H123ZM128 160V159H127ZM164 160V159H163ZM201 161V163H200V161ZM261 160V161H262ZM132 161V160H131ZM146 161V160H145ZM145 161H143V162H145ZM231 161V160H230ZM238 161V160H237ZM69 162H70V160H69ZM78 162V161H77ZM86 162H88V161H86ZM125 162V161H124ZM165 162V161H164ZM257 162V161H256ZM260 162V161H259ZM2 163H3V161H2ZM1 162H0V175H1V177H6L5 176V174H6V171H5V165L4 164H2ZM5 163V162H4ZM80 163V162H79ZM140 163V162H139ZM237 163V162H236ZM263 163V162H262ZM85 164V163H84ZM87 164V163H86ZM89 164V163H88ZM128 164V163H127ZM169 164H171V163H168V165ZM193 164V165H192ZM232 164V163H231ZM115 165V164H114ZM122 165V164H121ZM130 165V164H129ZM167 165V166H168ZM86 166H88V165H86ZM90 166V165H89ZM151 166H153V165H151V164H149V163H147L146 164V162H145V169H148V168H150ZM170 166V165H169ZM202 166H203V164H202ZM232 166V165H231ZM230 166V167H231ZM7 167V168H8ZM14 167H15V165H14ZM48 167V166H47ZM135 167V166H134ZM144 167V166H143ZM199 167V166H198ZM240 167V166H239ZM87 168V167H86ZM85 168V169H86ZM120 168V167H119ZM131 168V167H130ZM136 168V167H135ZM154 168H156V167H154ZM159 168H161V166H159ZM158 168V170H160ZM235 168V167H234ZM144 169V168H143ZM197 169V168H196ZM12 170H13V168H12ZM125 170V169H124ZM131 170H133L132 168H131ZM137 170V169H136ZM135 170V171H136ZM140 170V169H139ZM151 170H152V168H151ZM156 170V169H155ZM232 170H233V168H232ZM14 171V170H13ZM172 171V170H171ZM170 171V172H171ZM52 172V171H51ZM133 172V171H132ZM141 172V171H140ZM146 175L148 174V171L146 170ZM156 172V171H155ZM232 172V171H231ZM234 172V171H233ZM249 172V171H248ZM27 173V172H26ZM150 173V172H149ZM152 173H153V171H152ZM151 173V174H152ZM159 173V172H158ZM250 173H251V171H250ZM76 174V173H75ZM134 174H135V172H134ZM155 174V173H154ZM172 174V173H171ZM244 174V173H243ZM24 175V174H23ZM132 175V174H131ZM131 175H129V176H131ZM140 175H142V174H140ZM145 175V176H146ZM167 175H168V173H167ZM173 175V174H172ZM171 175V176H172ZM252 175V174H251ZM134 176V175H133ZM137 176V175H136ZM135 176V177H136ZM142 176H144V175H142ZM155 176H156V174H155ZM170 176V175H169ZM168 176V177H169ZM246 176V175H245ZM244 176V177H245ZM11 177V176H10ZM44 177V176H43ZM149 177H151V176H149ZM163 177V176H162ZM182 177H184V178H182ZM139 178V177H138ZM146 178V177H145ZM197 178V177H196ZM247 177H245V179H246ZM18 179V178H17ZM133 179H134V177H133ZM143 179V178H142ZM165 179V178H164ZM168 179V178H167ZM166 179V180H167ZM172 179V178H171ZM170 179V180H171ZM249 179V181L250 182H252L251 180H252V178L251 177H249L248 178ZM13 180V179H12ZM121 180V179H120ZM135 180H136V178H135ZM140 180V179H139ZM161 180V179H160ZM173 180V179H172ZM247 180V179H246ZM115 181V180H114ZM132 181V180H131ZM163 181V180H162ZM104 182V181H103ZM113 182V181H112ZM120 182H122V181H120ZM136 182V181H135ZM158 182V181H157ZM167 182V181H166ZM245 183H246V181H244ZM30 183V182H29ZM84 183V182H83ZM115 183V182H114ZM252 183H255V182H252ZM251 183V184H252ZM116 184V183H115ZM151 184V183H150ZM160 184H162V183H160ZM168 184L170 185L171 183H169V181H168ZM200 184V183H199ZM250 184V185H251ZM90 185V184H89ZM102 185H104V184H102ZM105 185H107V184H105ZM104 185V186H105ZM112 184H109V187H112L111 186ZM247 185H249V184H247ZM256 185V184H255ZM258 185V184H257ZM95 186V185H94ZM103 186V187H104ZM165 186H166V184H165ZM168 186V185H167ZM262 186H264V185H262ZM62 187V186H61ZM102 187V186H101ZM102 187V188H103ZM108 186L107 187H105L104 188V192H103V190H101V188H100V191L101 192H103V194H106V196H107V201L108 202H106L105 204H107L108 205V209L110 210V211H112L113 209H115L114 208V204L113 203H115L116 202V200L114 201V199H113V197L116 195L117 196V194L118 193H115V192H111L112 191V189H110ZM122 187V186H121ZM148 187V186H147ZM170 188H171V186H169ZM175 187V186H174ZM63 188V187H62ZM112 188H114V187H112ZM264 188V187H263ZM61 189V188H60ZM74 189V188H73ZM119 189V188H118ZM118 189H116V190H118ZM134 189V188H133ZM14 190V189H13ZM6 191V190H5ZM4 191V192H5ZM7 191H8V189H7ZM96 191H98V190H96ZM195 191V190H194ZM0 192H2V191H0ZM10 192V191H9ZM67 192H68V190H67ZM62 193V192H61ZM114 193H115V195H114ZM1 194V193H0ZM4 194V193H3ZM47 194V193H46ZM53 194V193H52ZM63 194V193H62ZM61 194V195H62ZM100 194V193H99ZM103 194H101V195H103ZM2 195V194H1ZM1 195H0V201H2V197H1ZM56 195V194H55ZM61 195H59V196H61ZM114 195V196H113ZM256 195V194H255ZM2 196H4V195H2ZM104 196V195H103ZM259 196V195H258ZM6 197V196H5ZM4 198V197H3ZM61 198V197H60ZM63 199H64V201L65 200H68L69 198L67 197V196H65V195H63V197H62ZM63 199H61V200H63ZM80 199V198H79ZM263 199H264V195H263ZM4 200V199H3ZM54 200V199H53ZM69 200H71V199H69ZM257 200H258V198H257ZM73 201V200H72ZM105 201V200H104ZM114 201V202H113ZM72 203H74V201L72 202ZM58 204V203H57ZM60 205V204H59ZM76 205V204H75ZM130 205V204H129ZM74 206V205H73ZM73 206H71L70 205V207H73ZM79 206V205H78ZM156 206V205H155ZM171 206V205H170ZM183 206H184V204H183ZM189 206H191L190 208H189ZM204 206V205H203ZM263 206H264V204H263ZM2 206H0V208H1ZM177 207V206H176ZM194 208V207H193ZM202 208V207H201ZM1 209H3V208H1ZM7 209V208H6ZM101 209V208H100ZM167 209H168V207H167ZM170 210H171V208H169ZM173 209V208H172ZM250 209H251V207H250ZM264 209V208H263ZM5 210V209H4ZM3 210V211H4ZM97 210H98V208H97ZM137 210V209H136ZM164 210H165V208H164ZM169 210V211H170ZM177 211L178 209H175L174 208V211ZM196 210V209H195ZM194 210V211H195ZM1 211V210H0ZM173 210H171V212H172ZM250 211V210H249ZM248 211V212H249ZM12 212V211H11ZM131 212V211H130ZM181 212H182V210H181ZM188 212V213H187ZM246 212V211H245ZM252 213V212H251ZM17 214V213H16ZM15 213H7V211H6V213H0V264H25V262L26 261H28L29 262V264H33V262L34 261H36L38 264H63L64 262H66L65 261V259H68L69 258V252L67 253L66 252V249H67V247L65 248L64 247V245L66 244L65 243V241L64 240H68L69 242H75V241H77L78 239H79V241H80V238L78 237V234L79 233H77V230L76 229H79V228H76V224H78V223H76V219L78 218H73L72 216H68V213H63L62 214V222L61 221H59V223L57 224V225H55L56 223H54V222H56L55 220H52V222L54 223V224H52L51 225V219L53 218V217H51V219H50V216L48 217L50 220L48 221H46V217H45V213L43 214V213H36L37 215H36V217H38V222H35L34 220H31V221H29L28 220V224H27V227H23L24 225H21L19 222L20 221H18V217H17V215L19 214H17L16 215ZM27 214V213H26ZM101 214H104V213H101ZM106 214V213H105ZM130 214V213H129ZM165 214H167V213H165ZM19 216V215H18ZM27 216V215H26ZM119 216V215H118ZM121 216H123V215H121ZM137 217V216H136ZM152 217V216H151ZM34 218H35V216H34ZM47 218V219H48ZM59 218V217H58ZM58 218H57V220H58ZM86 218V217H85ZM6 220V222H8V224L7 223H4L2 220ZM31 219H33V218H31ZM36 219V218H35ZM60 219V218H59ZM64 219L65 220H67V221H69V223H68V227H67V225H65V228L63 229V230H61V232H59V225L61 226V227H64L63 225H64ZM116 219V218H115ZM118 219V218H117ZM122 219V218H121ZM200 219V218H199ZM89 220V219H88ZM123 220V219H122ZM141 220V219H140ZM145 220V219H144ZM94 221V220H93ZM150 221V220H149ZM148 221V222H149ZM199 221V220H198ZM209 221H210V219H209ZM118 222V221H117ZM196 222H197V220H196ZM46 223H50V226H48L46 229H43L40 225L41 224H46ZM67 223V222H66ZM97 223V222H96ZM195 223V222H194ZM194 223H192V224H194ZM198 223V222H197ZM115 225V224H114ZM197 225V224H196ZM26 226V225H25ZM97 226V225H96ZM95 226V227H96ZM119 226V225H118ZM254 226V225H253ZM252 226L250 225V228H251ZM9 228H11L10 229V231L12 232H8V235L10 236V238L8 237V236H6L7 235V232H5L7 229H9ZM100 228V227H99ZM61 229V228H60ZM140 229V228H139ZM93 231V230H92ZM159 231H161V230H159ZM123 232V231H122ZM127 232V231H126ZM158 232V231H157ZM6 233V234H5ZM159 233V232H158ZM161 233V234H162ZM104 235V234H103ZM109 235V234H108ZM120 235V234H119ZM141 235V234H140ZM156 235H158V236H156ZM16 236H18V237H16ZM123 236V235H122ZM160 236H162V235H160ZM232 236V235H231ZM105 237V236H104ZM118 237H120V236H118ZM13 238H15V239H13ZM94 238V237H93ZM13 239V240H12ZM104 239V238H103ZM122 239H125V235H124V238L122 237ZM248 241H249V243L250 244H254V245H256L257 246V248H258V253H257V263L256 264H264V247H263V245H261V241H260V239L257 237V235H255L254 237H251L250 235H248ZM83 240V242H84V249H87L89 246L88 245H90V241L86 238V239H82ZM102 240V239H101ZM119 240V239H118ZM87 241H88V243L89 244H87ZM98 241H99V239H98ZM125 241V240H124ZM122 242H123V240H122ZM126 242V241H125ZM72 243H69V244H72ZM79 243V242H78ZM102 243V242H101ZM118 243H120L119 241H118ZM111 244V247L109 246V248L111 249V250H113V251H116V248L114 247L113 248V246H112V242L110 243ZM110 244H108V245H110ZM68 245V244H67ZM66 245V246H67ZM107 245V246H108ZM119 246H120V244H118ZM130 245V244H129ZM132 245H134V244H132ZM81 246V245H80ZM124 246V245H123ZM142 246L140 247V249L142 248ZM132 248V247H131ZM83 249V250H84ZM122 249L123 248H121V251H122ZM135 249V248H134ZM72 250H75V248L74 247H72ZM80 250V249H79ZM104 250V249H103ZM137 250V249H136ZM120 251V252H121ZM132 251H133V249H132ZM135 251V250H134ZM70 252H71V250H70ZM83 252V251H82ZM90 252V251H89ZM94 252V251H93ZM106 252H108V251H106ZM110 252V251H109ZM108 252V253H109ZM65 253V254H64ZM107 253V256L109 255ZM122 253V252H121ZM130 254V253H129ZM128 254V255H129ZM136 255V254H135ZM102 256V255H101ZM137 256V255H136ZM71 257V256H70ZM104 257V256H103ZM102 257V258H103ZM110 257V256H109ZM114 257H116V256H114ZM72 258V257H71ZM78 259V258H77ZM83 260V259H82ZM119 260V259H118ZM109 261H111V260H109ZM113 262H115L114 260H112ZM84 262V261H83ZM66 264H67V262H66ZM115 264V263H114ZM122 264V263H121Z\"/></svg>", "mask_w": 264, "mask_h": 264}]
</instances>
